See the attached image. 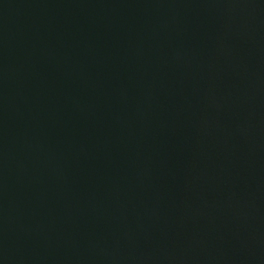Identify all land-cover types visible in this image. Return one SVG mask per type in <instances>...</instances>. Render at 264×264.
I'll list each match as a JSON object with an SVG mask.
<instances>
[{
  "label": "water",
  "instance_id": "water-1",
  "mask_svg": "<svg viewBox=\"0 0 264 264\" xmlns=\"http://www.w3.org/2000/svg\"><path fill=\"white\" fill-rule=\"evenodd\" d=\"M0 264H264V0H0Z\"/></svg>",
  "mask_w": 264,
  "mask_h": 264
}]
</instances>
